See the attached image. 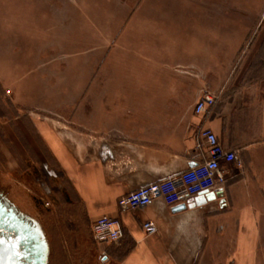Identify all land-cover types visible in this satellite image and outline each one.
<instances>
[{
	"label": "crops",
	"instance_id": "obj_1",
	"mask_svg": "<svg viewBox=\"0 0 264 264\" xmlns=\"http://www.w3.org/2000/svg\"><path fill=\"white\" fill-rule=\"evenodd\" d=\"M113 8L95 20L94 69L78 84L35 87L15 119L17 172H28L36 191L31 212L48 264H264V19L248 29L229 16L186 18L178 6ZM206 92L216 101L195 114ZM205 129L234 153L220 163L222 182L179 211L160 199L117 206L201 164ZM104 215L122 226L120 241L93 239ZM147 221L154 235L144 233Z\"/></svg>",
	"mask_w": 264,
	"mask_h": 264
},
{
	"label": "rangeland",
	"instance_id": "obj_2",
	"mask_svg": "<svg viewBox=\"0 0 264 264\" xmlns=\"http://www.w3.org/2000/svg\"><path fill=\"white\" fill-rule=\"evenodd\" d=\"M78 1L0 0V192L40 225L31 212L36 199L31 177L28 172L23 177L17 172L15 119L22 103L32 100L35 87L78 84L79 73L94 69L95 20L103 17L105 22L113 6L133 5L178 6L187 8L186 18L212 22L229 16L245 22L248 29L264 19V0H81L87 4L86 13L80 14L76 13ZM41 96L35 95V101ZM30 166L29 162L27 171ZM21 182L28 190L21 188Z\"/></svg>",
	"mask_w": 264,
	"mask_h": 264
},
{
	"label": "built area",
	"instance_id": "obj_3",
	"mask_svg": "<svg viewBox=\"0 0 264 264\" xmlns=\"http://www.w3.org/2000/svg\"><path fill=\"white\" fill-rule=\"evenodd\" d=\"M216 97L211 93H204L194 107L195 114H201L214 105ZM206 149L204 161L184 171L181 174L168 177L159 182L132 191L117 200L120 209L134 210L147 207L153 200L160 199L170 206L181 205L193 197L208 192L215 181L222 182L220 163L231 162L234 153L225 150L215 135L209 130H200L196 150ZM142 229L148 236L156 233L155 225L147 221ZM93 239L96 242L116 243L123 238V228L117 219L100 216L91 227Z\"/></svg>",
	"mask_w": 264,
	"mask_h": 264
},
{
	"label": "water",
	"instance_id": "obj_4",
	"mask_svg": "<svg viewBox=\"0 0 264 264\" xmlns=\"http://www.w3.org/2000/svg\"><path fill=\"white\" fill-rule=\"evenodd\" d=\"M184 204L174 211L185 209ZM49 246L37 220L0 192V264H48Z\"/></svg>",
	"mask_w": 264,
	"mask_h": 264
}]
</instances>
